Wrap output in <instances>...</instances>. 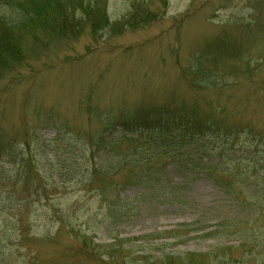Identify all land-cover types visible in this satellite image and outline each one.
Wrapping results in <instances>:
<instances>
[{
    "label": "rangeland",
    "instance_id": "rangeland-1",
    "mask_svg": "<svg viewBox=\"0 0 264 264\" xmlns=\"http://www.w3.org/2000/svg\"><path fill=\"white\" fill-rule=\"evenodd\" d=\"M104 1L111 22L121 20L132 3L143 1L159 17L116 34L93 37L86 30L70 42L31 45L26 68L0 83V264H30V256H36L38 264H98L81 253L73 259L66 247H79L70 239L77 233L98 246L119 240L133 258L149 261L206 253L219 243L205 234L217 229L215 218L227 198L210 181L186 184L170 167L169 179L181 184L180 201L139 198L129 188L121 198L139 199L137 209L129 219L114 223L104 198L78 183L81 176L68 181L50 170L58 162L61 137L75 138L88 149L101 128V117L109 112L120 116L138 109L199 104L205 113L218 107L228 122L263 130L264 0ZM218 39L231 40L232 51H237L236 56L219 59L216 69L228 78L218 88L197 92L184 69L194 54L214 47ZM9 153L18 154V160L31 155L36 167L27 162L18 166ZM196 221L200 232L183 226ZM58 230L59 241L42 242ZM220 244L231 247L239 242L230 235Z\"/></svg>",
    "mask_w": 264,
    "mask_h": 264
},
{
    "label": "trees",
    "instance_id": "trees-1",
    "mask_svg": "<svg viewBox=\"0 0 264 264\" xmlns=\"http://www.w3.org/2000/svg\"><path fill=\"white\" fill-rule=\"evenodd\" d=\"M149 7L144 1L134 2L121 20L111 22L104 0H90L89 4L80 0H1L0 83L21 74V67L31 57V45L44 48L56 42H70L86 30L93 37H100L105 32L116 34L147 26L159 17ZM212 46L194 54L184 69L190 87L197 92L224 84L228 77L217 71L219 59L237 54L228 39H218ZM101 119V128L90 139L88 149L75 138L58 136V162L50 170L51 175L58 173L68 181L81 176L78 183L104 198L108 219L114 223L129 219L137 209L139 199L121 198V193L129 188L135 189L139 198L148 197L156 202L171 198L177 204L181 184H173L169 179L170 167L185 178L186 184L210 181L227 198L219 206L221 215L215 218L217 229L205 234L219 243L206 253L149 261L144 256L133 258V252L119 240L104 247L77 233L70 239L76 240L79 247H66L73 259L81 253L95 263L99 261L98 264H264V129L230 123L218 107L205 113L199 104L138 109L120 116L109 112ZM26 146L30 148L31 144L27 142ZM8 155L18 166L27 162L36 167L31 155L25 158L23 154L20 160L18 154ZM95 185L98 187L93 188ZM226 208L232 211L222 214ZM198 225L200 222L196 221L183 226L195 233L202 231ZM230 235L235 236L238 246L220 244ZM60 238L58 230L54 236L43 237L42 242H57ZM236 253L240 255L235 257ZM38 261L36 256L29 257L30 264Z\"/></svg>",
    "mask_w": 264,
    "mask_h": 264
}]
</instances>
